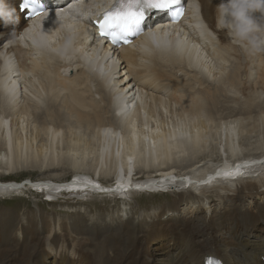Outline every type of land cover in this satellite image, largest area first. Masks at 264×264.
Returning <instances> with one entry per match:
<instances>
[{
  "label": "bare ground",
  "instance_id": "bare-ground-1",
  "mask_svg": "<svg viewBox=\"0 0 264 264\" xmlns=\"http://www.w3.org/2000/svg\"><path fill=\"white\" fill-rule=\"evenodd\" d=\"M71 1L49 0L51 6L24 30L19 0H9L19 22L0 21V165L69 163L74 171L69 183L29 184L47 199L65 192L78 198L88 191L123 194L133 187L147 192L174 183L181 188L138 216L123 202L115 213L75 212L59 219L39 210L19 217L0 211V264H203L206 256L222 264H264V176L224 175L234 169L226 167L231 163L255 172L264 164V151L241 155L235 142L264 129V101H256L264 94V52H245L217 30L220 0H197L206 25L197 21L190 0L194 17L184 14L178 24L147 19L140 38L109 50L90 24L108 0ZM121 69L125 78L117 74ZM234 94L242 97L240 108L216 120L213 111L221 101L236 102ZM170 105L174 121H158V111L169 113ZM38 113L41 130L31 135L42 140L39 153L18 129ZM83 127L91 130L88 146L79 135ZM211 141L221 153L222 171L215 166L190 177L169 167L174 151L181 161L195 160ZM88 149H95V168L100 166L93 173L84 169ZM154 163L167 170L156 168L131 184L135 170ZM108 173L117 183L99 188L111 184L103 180ZM12 183L0 179V198L20 189ZM228 183L236 189L224 197L216 187ZM192 187L202 189V197L209 190L208 213L203 198L186 190Z\"/></svg>",
  "mask_w": 264,
  "mask_h": 264
},
{
  "label": "rangeland",
  "instance_id": "rangeland-1",
  "mask_svg": "<svg viewBox=\"0 0 264 264\" xmlns=\"http://www.w3.org/2000/svg\"><path fill=\"white\" fill-rule=\"evenodd\" d=\"M124 72L123 69L117 73L119 76L124 77L126 75H123L122 73ZM125 73V72H124ZM116 75V74H115ZM122 78V79H124ZM150 90L145 91L146 93H150ZM146 97H143L144 102H148V96L145 94ZM232 95V94H231ZM240 96V98H239ZM234 97L237 99L236 102L235 100H228V101H221L218 105V108L213 111L212 115L215 113V118L218 120L220 117H228L232 116V113L237 111V109L240 108L241 105L239 103L241 102L240 100L242 99L240 94H234ZM22 103H26L27 101L24 98H21L18 100ZM257 102H262L264 101V94L261 98L256 100ZM258 102V103H259ZM239 106V107H238ZM172 107V105L168 106V110ZM166 111V110H165ZM160 109L158 111V116L156 117L158 121H164L166 123L167 119L170 121V119L173 120V109L171 108L169 113L165 112ZM162 113V114H161ZM172 115H171V114ZM164 114V115H163ZM168 114V115H167ZM32 115V116H31ZM29 115L28 120L25 121L24 125L22 124L18 129L21 132V135L24 136L23 139L27 140L28 142H31L33 145V148L35 152L39 153L40 149V144L42 143V140L40 139V136H36L33 140V137L31 132H33L35 129L41 130V119H39L37 116L38 114H31ZM34 115V116H33ZM31 116V117H30ZM162 116V117H161ZM170 116V117H169ZM34 117V118H33ZM149 117V115H148ZM33 119V120H32ZM9 123L12 124V130L16 131V126L14 124V117L13 116H8ZM31 120V121H30ZM13 121V122H12ZM174 121V120H173ZM67 124H71V122H66ZM14 124V125H13ZM27 125V126H26ZM165 126V127H164ZM163 127L166 128L167 126L164 125ZM25 127V129H24ZM161 127V126H160ZM162 128V127H161ZM166 130V129H165ZM18 131V130H17ZM25 131V132H24ZM90 128L87 130L86 127H83L79 133L80 136H82L85 140L82 141V143L86 144L88 146V142H91L90 135ZM263 132L260 133H252V134H244L241 135L238 139H235V142L239 145V151L241 155H246V153H255V155H260L264 151V129L262 130ZM27 134V138L25 135ZM260 134V135H259ZM32 139V140H30ZM38 139V140H37ZM36 143V144H35ZM198 145H195V147ZM209 148L206 147L205 149H202V155L198 154L194 159H191L189 161H181L179 157L178 151H174L173 155V161L171 162V166L176 172L180 173H186V175L191 176H197V174H203L208 169L210 170L212 167H215L219 165V160L221 158V153H219V149L216 147V143L211 141L208 144ZM94 148V147H93ZM38 149V151H36ZM65 148H59L58 153H65ZM95 149L91 150L94 151ZM207 150V151H206ZM2 151V150H1ZM8 151V150H7ZM219 151V152H218ZM3 152V151H2ZM90 150L88 149L86 151V154L84 155L86 157V166L84 169H87L88 172L86 173H93L97 168H100L98 166L95 168L96 163H95V157H93V153H89ZM95 152V151H94ZM204 153V154H203ZM6 155V154H5ZM254 155V156H255ZM25 157V156H24ZM93 157V159H92ZM222 159V158H221ZM244 159V158H241ZM37 166L34 167H29L21 164H16L14 166H8V165H0V179L5 181V180H20L24 178H32V179H37V180H45V179H52L54 180L53 182H56L57 180H62L66 177H68L70 174H73L74 171L71 169L70 164L67 162H56V163H44L40 164L38 161H36ZM195 164V165H194ZM54 165V167H51ZM154 164L147 165L150 166L151 169L149 168H138L137 170L134 171V175L132 174L133 177H138V182L142 181L145 176H148V174H154L155 169H165V166H159V167H154ZM154 169H153V168ZM259 168L258 171L255 172L253 167H249L244 170L245 177L248 178H255L257 175L264 176V164L257 165ZM108 164L105 169L108 170ZM95 169V170H94ZM217 170V168H214ZM167 170V168L165 169ZM158 171V170H157ZM12 173H22L19 175H12ZM157 173V172H156ZM12 175V176H11ZM102 175V174H100ZM40 176H47L49 178H39ZM103 176V175H102ZM174 176L178 177L179 174H174ZM104 177V176H103ZM133 178V179H136ZM117 179V177L112 176L110 173L107 174V176L103 179L104 181L108 182H113V180ZM101 180V179H100ZM144 180V179H143ZM136 182V183H138ZM143 184V182L141 183ZM175 185H169L167 186V189L164 188L163 191L160 192H154L157 194L149 193V192H143V191H138L140 188L133 187V190L127 191L126 193L123 194H118V195H108V193H102V194H94L93 191H88L86 192L87 194L85 195L84 193L82 194V198H75V197H65L62 196V198H57L55 201H48L46 200L47 196L41 194L40 192L35 193V190L32 191L30 190L27 186L25 189H20L17 190L16 192H12L10 195H7L5 197L0 198V211L8 210L11 211L13 216L19 217L23 213L26 212H32L31 214L34 213L35 210H39L43 214L47 215H53L56 219L62 218L66 216L67 214H73V213H80V214H90V216H95L98 212H103V213H115L117 208H121L122 202L126 204L127 207H129L130 211H132L134 214L137 216L140 215L141 213L148 212L151 213L155 208L158 206L164 204L168 199H170L173 194H175V189H180L181 183H174ZM198 187V185H196ZM218 191L222 196H226L228 194H232L233 190L236 189V184H222L218 185L216 188H219ZM222 188V189H221ZM137 190V191H136ZM188 191H191V193H194L195 195H198L199 198H203V205L201 207L203 210H205V213L209 212L210 207H207L209 202L213 199L212 196H210L209 190L205 192V197H202V192L199 189H196L194 187L186 189ZM206 190V189H205ZM165 191V192H164ZM169 191V192H168ZM92 192V193H90ZM168 192V193H167ZM62 194V192H60ZM66 193V192H65ZM64 193V194H65ZM63 194V195H64ZM113 194V193H111ZM143 194V195H141ZM200 194V195H199ZM204 194V193H203ZM207 195V196H206ZM119 196V197H118ZM65 197V198H64ZM121 199V200H120ZM124 199V200H123ZM212 203H210L211 205ZM192 207H196L195 205H191ZM201 208V209H202ZM10 217V216H8ZM71 253V251H69Z\"/></svg>",
  "mask_w": 264,
  "mask_h": 264
},
{
  "label": "clouds",
  "instance_id": "clouds-1",
  "mask_svg": "<svg viewBox=\"0 0 264 264\" xmlns=\"http://www.w3.org/2000/svg\"><path fill=\"white\" fill-rule=\"evenodd\" d=\"M4 26L19 22L14 5L0 0ZM216 28L245 52H264V0H220L216 5Z\"/></svg>",
  "mask_w": 264,
  "mask_h": 264
},
{
  "label": "snow or ice",
  "instance_id": "snow-or-ice-1",
  "mask_svg": "<svg viewBox=\"0 0 264 264\" xmlns=\"http://www.w3.org/2000/svg\"><path fill=\"white\" fill-rule=\"evenodd\" d=\"M178 3V0H124L120 7H110L103 13V18L97 21L100 29V36L110 38L113 45L117 43H129V39L126 38L127 33L131 30L133 25H138L145 19L144 8L164 10L171 5ZM26 5H22L21 9ZM46 10L41 8L31 12L32 17L40 16ZM183 14L182 8H177L173 13V20H178ZM239 167L234 171H227L224 173L226 177L233 175H239Z\"/></svg>",
  "mask_w": 264,
  "mask_h": 264
}]
</instances>
